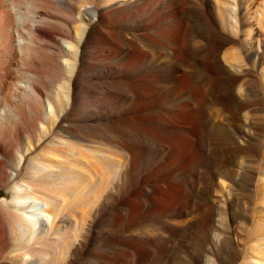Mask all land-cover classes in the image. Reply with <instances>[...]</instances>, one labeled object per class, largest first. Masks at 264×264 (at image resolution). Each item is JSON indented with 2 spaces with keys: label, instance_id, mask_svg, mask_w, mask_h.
<instances>
[{
  "label": "bare ground",
  "instance_id": "bare-ground-1",
  "mask_svg": "<svg viewBox=\"0 0 264 264\" xmlns=\"http://www.w3.org/2000/svg\"><path fill=\"white\" fill-rule=\"evenodd\" d=\"M225 3L0 0V264H137L149 251L147 264H236L243 240L246 262L264 264V40L252 61L229 55ZM149 61L159 73L133 80ZM175 82L178 126L154 135L141 106ZM209 124L225 145L199 167ZM162 145L163 161L139 170ZM169 164L178 175L154 179ZM216 178L229 180L218 194Z\"/></svg>",
  "mask_w": 264,
  "mask_h": 264
},
{
  "label": "rangeland",
  "instance_id": "rangeland-1",
  "mask_svg": "<svg viewBox=\"0 0 264 264\" xmlns=\"http://www.w3.org/2000/svg\"><path fill=\"white\" fill-rule=\"evenodd\" d=\"M215 2V0H212V2ZM219 1V0H218ZM223 3H225V5H226V7H228L231 11H227L228 13V15H226V20H227V24H226V33L227 34H230V33H232V31H234L235 32V38H236V42H230L229 44H227L226 46V50H227V48L229 47V49H228V51H227V53L230 51V54L229 55H231L232 57H235L237 60H239V61H242L243 59H250V57H251V60L250 61H252L253 59V54H254V51L256 50V47H257V42H258V39L259 38H261V39H263L264 40V24H259L258 23V21H257V17H256V13H255V11L257 10V8H258V0H221ZM216 3H217V1H216ZM229 4V5H228ZM233 6V7H232ZM184 8L185 9H187V7L186 6H184ZM193 8V7H192ZM227 8V9H228ZM188 14L189 15H197V13H198V9L197 8H193V10L191 9V8H188ZM149 11H147V10H145V14L146 13H148ZM195 12H197V13H195ZM230 12V13H229ZM50 13H51V15H50ZM56 13H52L51 11H49V12H47V16L49 17V18H52V20L53 21H57V22H64L65 20V18H63L64 16H61V15H59V14H57V15H55ZM50 15V16H49ZM59 15V16H58ZM192 15V16H193ZM56 19H55V18ZM59 20V21H58ZM229 20H231L230 22H229ZM234 20V22H232ZM236 22V23H235ZM77 23V21L76 22H73V23H71L72 25L71 26H73V24L75 25ZM230 26V27H229ZM250 26V27H249ZM232 27V28H231ZM231 29V31H228V30H230ZM252 28V29H251ZM71 29H72V27H71ZM123 29V31L124 32H126V31H130L131 30V28L130 27H126V28H122ZM234 34V33H233ZM246 44H247V46H246ZM60 45H65V44H63V42H62V44H61V42H60ZM245 46V47H244ZM251 47V48H250ZM250 48V49H249ZM235 49H236V52H234L235 51ZM237 49L239 50V51H237ZM248 49V50H247ZM252 49V50H251ZM231 51H233V52H231ZM248 51V52H247ZM234 53V55H236V56H234V55H232ZM236 53V54H235ZM238 53H240V57H242L241 59L242 60H240V59H238ZM249 53V54H248ZM239 57V58H240ZM244 62V61H243ZM158 67H162V66H158V65H154V62H152V61H149V62H145V63H143L139 68H137V69H134L133 71H132V79L133 80H136V81H138V82H142L143 81V79H144V76L146 75V74H153V73H159V70L157 69ZM162 69V68H161ZM212 74H213V76L214 77H217V75L215 74V73H213L212 72ZM195 75H198L197 73H195ZM198 78V77H197ZM62 85H63V83H62ZM39 86V85H38ZM59 86V85H58ZM177 87H178V83L177 82H175L174 84H172L169 88H171L172 89V91H171V93H170V95L171 96H169L167 93H164L163 94V96H159V97H156V98H153V97H146L145 99H144V101H143V105L141 106V104H140V102L138 101V99L137 100H134L133 101V103L127 108V111H126V114H125V117H131L132 115H134V114H140V110L138 109L139 108V106H141L142 107V112H143V114H147L148 112H151V113H154V112H156V113H154L155 114V116H156V118H157V120L160 122L159 123V129H158V126H157V128L156 129H153V130H155V132H154V135L156 134V132L158 131L159 133H162V129H161V126L163 127V130H170V128L172 127V128H175L174 127V125L176 126H178V124H176L177 123V121L175 120V121H172V122H170V117L168 116V118H167V116H166V114L168 113V111H167V109L166 108H168V107H170V106H173L174 104H177V103H179V99L178 98H176V97H172V96H174L176 93H175V90L177 89ZM39 88H40V86H39ZM60 87H58L57 89H58V92L60 93V95L62 96V97H65L64 96V93H63V89H59ZM43 103H44V105H45V107L46 108H48L47 109V111L50 109L49 108V102H48V100L46 99V97H43ZM162 111V114H163V116H164V118H163V116H162V114L160 113ZM163 111H164V113H163ZM165 111H167V112H165ZM263 114H264V108H263V112H262ZM157 114H158V116H157ZM162 116V117H160V115ZM165 116H166V118H165ZM215 119H220V118H215ZM160 120H163V121H160ZM164 120H165V122H164ZM168 120V121H167ZM162 122H164V123H162ZM131 125H136V126H138L139 125V123L138 124H132L131 123ZM140 126V125H139ZM127 128H125V129H127L128 131H131V127L130 126H126ZM166 127V128H165ZM207 127H208V125H206V127H205V125H204V134H206L205 135V137L203 138V140H202V149H203V152L205 153H203L202 152V156L201 157H199V159L197 160V165H199V163H200V165H199V167H202L203 166V161H205L206 159H204L203 160V158H206V156H208V158L212 155L211 153L212 152H217L216 154L217 155H219V156H221L222 154H221V148H222V146H223V141H224V145H225V140H223L224 139V137H220V135L219 134H222L223 132L222 131H220V132H222V133H219V131H218V129L216 130V128H214V127H212V125H210L209 124V127L211 128V129H213L212 130V133L213 134H215V133H217L218 135H213L214 137H212V136H207V130H208V133L209 134H211V131L209 132V129H207ZM210 129V130H211ZM157 130V131H156ZM215 130V131H214ZM217 131V132H216ZM206 132V133H205ZM263 135H264V129H263ZM216 136H217V139H216ZM156 137V136H155ZM155 137H153L152 135H150V139L152 140L153 138L154 139H156ZM208 137H210V138H208ZM212 137V138H211ZM220 137V138H219ZM206 139V140H205ZM209 139V140H208ZM211 139V140H210ZM157 140V139H156ZM155 140V141H156ZM213 140V141H212ZM215 140V141H214ZM223 140V141H222ZM154 141V140H153ZM220 141V142H219ZM24 142L26 143V141L24 140ZM45 143H47V141H44ZM44 142H43V144H44ZM207 142V143H206ZM211 144H210V143ZM214 142V143H213ZM217 142V143H216ZM24 143V146L26 145ZM207 144V145H206ZM212 144H213V146H212ZM215 145V146H214ZM208 147V148H207ZM214 147V149H212ZM219 147V148H218ZM164 148V149H163ZM207 148V149H206ZM160 149H162V150H160V152H158V154H157V152L156 153H154L153 151H151V148L150 147H148V148H146L144 151H143V154H142V156H140L141 158H140V160H141V162H142V167L141 168H139V170H141V171H149L151 168H152V166L153 165H150L149 166V164L152 162L151 161V157H154L155 158V160L157 161L158 160V162H161V161H163V159H164V157L166 156V154H167V151L165 150V146L164 145H162L161 147H160ZM206 149V150H205ZM213 151H212V150ZM33 150V149H32ZM208 150V151H207ZM212 151V152H211ZM41 153V149H40V147H38V148H35L34 149V151L32 152V154H35V153ZM142 153V152H141ZM209 153V154H208ZM220 153V154H219ZM216 154H213V155H216ZM201 155V154H200ZM212 155V156H213ZM204 156V157H203ZM150 159V160H149ZM202 162V163H201ZM146 166V167H145ZM263 166H264V164H263ZM148 169V170H147ZM164 173L166 174H170V175H172V177H174V176H176V174L178 175V172H177V170H176V168L172 165V164H169V166L165 169V171L164 172H159V173H155L154 174V179H159V178H161L163 175H164ZM219 180V181H218ZM229 182V180H225V179H222V178H216V183H215V181H214V184H215V186L213 185V188H215V190H214V192L216 193V194H218V193H220V191H221V189H223L224 187H225V185L224 184H226V183H228ZM150 184H152V183H154V182H149ZM148 183V184H149ZM223 184V185H222ZM219 186V187H218ZM220 189V191H218L219 189ZM217 189V190H216ZM218 193H217V192ZM3 196H8V189H7V187H5L4 185L3 186H0V199L3 197ZM38 204V203H37ZM35 205V207H37L38 205ZM262 205V204H261ZM117 206H119L120 208H122L124 205H122L121 203H119V205H116V207ZM261 208V207H260ZM261 210L262 211H264V208H261ZM251 217V219L249 218V220H247L246 222H247V228H253V227H255L254 225V223L256 222V221H254V218L255 217H253V219H252V216L253 215H250ZM254 222H253V221ZM241 243L242 244H240L239 245V247H240V249H242L241 250V255H240V257L238 258V260H237V263L236 264H248L247 262H246V258L247 257H245V255H247V256H249L250 255V253L252 252V251H249V247L247 248V244H248V246H250L249 245V243L247 242L246 243V240H243V241H241ZM171 244L172 245H174L175 243L174 242H171ZM254 244V243H253ZM171 245V246H172ZM252 245V244H251ZM170 246V247H171ZM148 247H150V249L151 248H153L152 247V245H148ZM250 250H251V248H250ZM256 254V255H255ZM259 253L258 252H254V257L256 258V260L258 261V260H260V258H259ZM244 256V257H243ZM154 257V253H153V251H149V253L147 254V255H145V256H141L140 258H139V261L137 262V264H147V263H149L151 260H152V258ZM170 260H172L171 258H170ZM92 262L94 263V264H97L98 262H95V261H91L89 264H92ZM245 262V263H244Z\"/></svg>",
  "mask_w": 264,
  "mask_h": 264
}]
</instances>
